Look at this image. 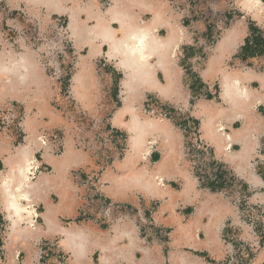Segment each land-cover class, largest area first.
<instances>
[{
    "label": "crops",
    "instance_id": "0c3cea01",
    "mask_svg": "<svg viewBox=\"0 0 264 264\" xmlns=\"http://www.w3.org/2000/svg\"><path fill=\"white\" fill-rule=\"evenodd\" d=\"M194 1L1 0L0 110L13 104L20 120L0 131V264H37L39 244L52 241L67 264H225L236 252L226 235L252 237L224 175L262 210L264 225V51L239 57L247 39L255 51L254 40L264 39V0ZM55 17L84 53L68 88L78 108L97 117V129L54 104L60 87L40 56L51 45L32 38L44 37ZM101 19L112 38L93 33ZM128 30L156 48L110 54ZM101 61L113 71L101 70ZM189 122L205 151L190 147ZM110 132L125 140L118 154L101 145ZM207 165L222 170L218 182L202 177ZM91 171L105 199L131 213H111L107 224L78 219L85 187L75 175ZM143 218L156 235L143 237ZM262 239L248 264H264Z\"/></svg>",
    "mask_w": 264,
    "mask_h": 264
},
{
    "label": "built area",
    "instance_id": "2783aa9c",
    "mask_svg": "<svg viewBox=\"0 0 264 264\" xmlns=\"http://www.w3.org/2000/svg\"><path fill=\"white\" fill-rule=\"evenodd\" d=\"M199 1V0H197ZM196 2V0L194 1ZM0 0V11L5 10ZM163 117H167L165 113H161ZM20 120L19 111L17 107L13 104L7 105L3 110H0V131H12L15 130L17 122ZM190 133L188 134V143L192 149L198 151H205L201 141L198 139L197 131L193 129L191 122L187 125ZM110 137V139H109ZM109 137L106 140L101 139V145L107 150L106 153H119L125 149V140L121 135L110 132ZM53 142L58 145L59 137L58 135L52 136ZM124 146V147H123ZM112 151V152H111ZM106 154H104L105 156ZM101 156L103 159H109L108 155L105 157ZM205 159V158H204ZM222 170H219L215 165H207L203 168L202 177L204 179H209L210 181L218 182L219 176ZM84 177L81 178L79 174H76V179L79 180L80 184L85 187L84 194V204L80 207L78 219L80 221H104L105 224L108 223L111 213H122V212H132V209L113 205L108 200L105 199L103 193L100 190L99 181L97 178V171H91L89 173H84ZM231 177V176H230ZM227 175L223 176L224 188L227 194L235 200L240 205V218L242 223L249 229L252 240L249 245V250L251 253H255L260 248V240L262 238V233L258 229L259 225L263 220L262 210L258 207L251 205L248 201V195L241 191V187L238 185L237 181L231 179ZM201 179V180H204ZM222 179V180H223ZM138 215V211H136ZM141 228H143L142 235L145 238L149 236L156 235L155 230H153V224L151 220L144 219L141 220ZM5 231V225L2 221L1 211H0V240ZM238 239V236H234L232 233L226 235L225 242L227 245L234 246V243ZM239 240V239H238ZM238 242V241H237ZM236 242V243H237ZM40 253L37 264H67V257L58 248L56 241L45 242L39 244ZM235 254L229 256L227 261L228 264H240L239 259L248 255V252L240 248L239 244L235 246Z\"/></svg>",
    "mask_w": 264,
    "mask_h": 264
},
{
    "label": "rangeland",
    "instance_id": "374dc122",
    "mask_svg": "<svg viewBox=\"0 0 264 264\" xmlns=\"http://www.w3.org/2000/svg\"><path fill=\"white\" fill-rule=\"evenodd\" d=\"M200 1V0H199ZM102 6H106L108 3V0H101ZM198 1L196 0L195 3ZM198 13V15L206 16V11H195ZM203 13H205L203 15ZM199 18V17H198ZM187 22L189 21V18H186ZM51 29H48V33H42L44 37L41 36L39 38L38 35L34 38H32V42L36 44V46L40 47L43 43H48L51 46H49L46 50V52H41L40 56L43 57V61H46V59L49 62L47 66V71L52 72L57 80V86L60 87V91L58 94V97L55 99L54 104H59L60 102H64L66 104V107L64 109L65 114L68 115V118L71 121L77 122L78 125H84L86 127H96L97 129V117H92L87 112L82 111L78 108L76 102L73 100L70 90L68 88L69 85V78L71 77V74L73 73L74 69V62L77 59V57L81 54H84L83 52H77L73 49V46L68 39V33H67V25L66 22L58 17L53 18V21L49 23ZM46 34V35H45ZM214 40V39H213ZM204 53V52H202ZM182 54H184L182 52ZM205 56V55H204ZM108 64L105 61H101L99 64V67L101 70L106 69L107 71H113L112 69H108ZM60 101V102H59ZM65 106V105H64ZM162 113V112H161ZM171 116H174V112L170 113ZM94 131V130H92ZM96 133L92 134L93 136L97 135V130H95ZM94 131V132H95ZM95 146H97V139L94 138L93 140ZM264 225L263 222L259 225L258 229L262 233V237L264 236ZM234 236L238 235V231L233 230L232 233ZM239 239V240H238ZM234 243V249L237 244H239L240 248L245 249L248 252V255L245 257H241L239 259L240 264H248L254 257V253H251L249 250V245L251 244V240H246L239 238ZM260 247L263 245V239L261 238ZM229 259V256H228ZM225 264H228L227 261Z\"/></svg>",
    "mask_w": 264,
    "mask_h": 264
},
{
    "label": "bare ground",
    "instance_id": "6f19581e",
    "mask_svg": "<svg viewBox=\"0 0 264 264\" xmlns=\"http://www.w3.org/2000/svg\"><path fill=\"white\" fill-rule=\"evenodd\" d=\"M111 13V12H109ZM120 29L125 30L126 25L122 21L119 23ZM93 33H97L101 35L105 39H110L112 38V33L111 31L109 32L108 30V25L105 23V20L101 19L98 20L96 23V26L94 27ZM68 29L71 32V37L74 40H78L81 38V35L79 32H77V28L75 25V18L73 16L70 17V21L68 24ZM125 44H113L109 45V52L111 53H116L118 51H122L125 53V55L128 56H145L146 51H153L152 49L156 48L154 46L146 45V37L144 34H141V31H130L128 30L127 32V37L125 40H123ZM154 44V43H153ZM92 49V48H91Z\"/></svg>",
    "mask_w": 264,
    "mask_h": 264
},
{
    "label": "trees",
    "instance_id": "16d2710c",
    "mask_svg": "<svg viewBox=\"0 0 264 264\" xmlns=\"http://www.w3.org/2000/svg\"><path fill=\"white\" fill-rule=\"evenodd\" d=\"M251 31L253 33H255L256 30L254 28H251ZM254 41H255V44H257L259 46V49H256V51H255L253 48H251L250 47L251 45L249 44L250 43V40L247 39V41H246V43H245L244 47L242 48V51H241V53L239 55V57L241 59L245 60V59L248 58V56L249 57L255 56V54H257L258 52H259L258 53V55H259V54H261L264 51V39L261 38V37H259L258 39H255ZM201 86L202 85H200L199 88H201ZM206 98H212V96L211 95H207ZM208 186L211 187V188H215L214 187L215 185H210L209 184Z\"/></svg>",
    "mask_w": 264,
    "mask_h": 264
}]
</instances>
